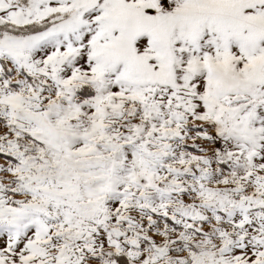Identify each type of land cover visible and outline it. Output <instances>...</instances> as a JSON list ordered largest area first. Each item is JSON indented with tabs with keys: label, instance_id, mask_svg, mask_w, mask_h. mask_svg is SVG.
Wrapping results in <instances>:
<instances>
[{
	"label": "snow or ice",
	"instance_id": "snow-or-ice-1",
	"mask_svg": "<svg viewBox=\"0 0 264 264\" xmlns=\"http://www.w3.org/2000/svg\"><path fill=\"white\" fill-rule=\"evenodd\" d=\"M0 264H264V0H0Z\"/></svg>",
	"mask_w": 264,
	"mask_h": 264
}]
</instances>
